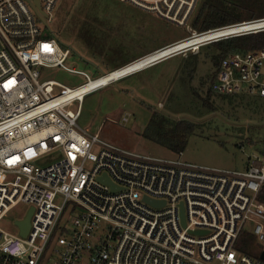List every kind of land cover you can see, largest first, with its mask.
<instances>
[{"label": "built area", "instance_id": "1", "mask_svg": "<svg viewBox=\"0 0 264 264\" xmlns=\"http://www.w3.org/2000/svg\"><path fill=\"white\" fill-rule=\"evenodd\" d=\"M118 1L189 35L92 78L67 67L72 49L49 29L58 0H39V11L35 0H0V264H264V149L248 155L245 170H225L133 152L78 123L87 95L175 55L262 32L264 18L198 32L187 23L200 0ZM200 36L209 39L159 54ZM41 68L86 81L42 80ZM211 88L264 99V48L229 54ZM29 215L23 235L19 222Z\"/></svg>", "mask_w": 264, "mask_h": 264}, {"label": "rangeland", "instance_id": "2", "mask_svg": "<svg viewBox=\"0 0 264 264\" xmlns=\"http://www.w3.org/2000/svg\"><path fill=\"white\" fill-rule=\"evenodd\" d=\"M223 1H218L223 13L208 17L211 9L202 11L205 0H200L187 24L194 25L199 16L207 26L226 19L242 22L264 16V0ZM49 29L72 49L67 67L85 71L92 78L189 35L186 27L118 0H58ZM219 54L214 43L205 45L197 54L172 57L93 92L82 103L78 123L103 141L143 155L243 171L248 155L264 149V99L247 93L223 99L216 93L210 101L214 108L204 107ZM40 73L42 80L71 88L86 81L61 68H41ZM182 120L197 127L185 136L187 143L180 156L156 134L162 127V133L173 134L176 122ZM59 156L51 153L45 162Z\"/></svg>", "mask_w": 264, "mask_h": 264}, {"label": "trees", "instance_id": "3", "mask_svg": "<svg viewBox=\"0 0 264 264\" xmlns=\"http://www.w3.org/2000/svg\"><path fill=\"white\" fill-rule=\"evenodd\" d=\"M209 1L210 0H205L202 11L205 8H210L211 10H209V13L207 15L208 17L210 16L214 17L217 14L221 15L223 13L221 9L223 5H220L221 7H219V2H218L219 0H216V2L214 1L213 4L211 5L208 4ZM224 3H225V0L223 1V4ZM250 12L254 14L253 11H250ZM261 18H264V16L252 17L251 20L261 19ZM246 21H250V20H246ZM242 22H245V21H242ZM237 23H241V21H239L238 19H226V20L216 22L213 25L207 26V24L203 25V22L201 21L200 16H199V18L196 20L193 27L199 32H205L208 30H212V29H216V28H220V27H224L228 25H233ZM214 44L218 46L220 50V54L214 59L216 62L217 71L213 75L212 82H214L217 76V72L221 66V62L229 54L236 53V52L244 53V52H249V51L264 48V31L258 32L256 34H248V35H243L239 37L225 39V40L216 42ZM215 94L216 93L211 88V91L208 92L207 98L203 100L204 107H207L209 109L214 108L213 104L210 101H211V98ZM218 95L221 96L223 99H232L236 96H240L241 94L240 95H230V96L222 95V94H218ZM197 96L199 97V94H197ZM196 127H197V124L182 120V121L176 122L174 129H173V134L168 135L169 133H166V134L162 133L165 131L164 127H162V129L159 132H157L156 135L159 136V138L163 140V142L165 143L166 147H168V149H170L171 151L175 153L180 154L183 152V150L186 147L187 141L184 139L185 136L193 134L194 131L196 130ZM179 133H181L182 135L177 136L176 134H179ZM261 199L264 200V196H262Z\"/></svg>", "mask_w": 264, "mask_h": 264}, {"label": "bare ground", "instance_id": "4", "mask_svg": "<svg viewBox=\"0 0 264 264\" xmlns=\"http://www.w3.org/2000/svg\"><path fill=\"white\" fill-rule=\"evenodd\" d=\"M242 27H243V28H242L241 30H244V29L247 28V25H244V26H242ZM229 33H232V32H230V31L226 32V34H229ZM207 39H209V37H207V36H200V37H197V38L189 39V40H186V41L181 42V43L178 44V45H175V47L172 48V49H170V48L165 49V50L161 51L159 54H162V56H165V55H167V54H169V53H172V52L176 51L177 49L184 48V47H187V46H190V45H195V44H198V43H200V42H203V41H205V40H207ZM175 56H177V55H175ZM142 65H144V62L136 63V64H133V65H130V66H128V67H126V68H124V69H122V70L117 71V72L114 74V76H121V75H123V74H126V73H128V72L134 71V70H136V69H140V68L142 67ZM109 79H110V76H109V77H104V78L101 79L99 82H106V81L109 80ZM90 87H92V85H91V86H85V87H83V88H81V89L75 91V92H74V96H79V95H81L82 93H84V92H86L87 90H89Z\"/></svg>", "mask_w": 264, "mask_h": 264}, {"label": "water", "instance_id": "5", "mask_svg": "<svg viewBox=\"0 0 264 264\" xmlns=\"http://www.w3.org/2000/svg\"><path fill=\"white\" fill-rule=\"evenodd\" d=\"M33 8H34L36 11H39V9H40V2H39V0H35V3H33ZM41 19H42V21H43L44 23H46V19H45V18H42V17H41ZM106 181H107L110 185L113 186L111 180L106 179ZM152 203L155 204V202H152ZM19 225H20V227H21V229H22V234L25 235V234L27 233L29 227H30V215H29L28 218H27L26 220H24L23 222H19ZM262 257L264 258V254H263Z\"/></svg>", "mask_w": 264, "mask_h": 264}, {"label": "crops", "instance_id": "6", "mask_svg": "<svg viewBox=\"0 0 264 264\" xmlns=\"http://www.w3.org/2000/svg\"><path fill=\"white\" fill-rule=\"evenodd\" d=\"M141 57H143V56H141ZM141 57H138V58H135L134 60H132V61H128L127 63H125L124 65H121L120 67H117L116 69H113L112 71H114V70H117V69H119V68H121V67H123V66H126L127 64H129V63H131V62H133V61H135V60H137V59H139V58H141ZM154 67V66H153ZM111 72V71H110ZM160 104V103H159Z\"/></svg>", "mask_w": 264, "mask_h": 264}, {"label": "flooded vegetation", "instance_id": "7", "mask_svg": "<svg viewBox=\"0 0 264 264\" xmlns=\"http://www.w3.org/2000/svg\"><path fill=\"white\" fill-rule=\"evenodd\" d=\"M194 13H195V12H194ZM193 15H194V14H193ZM193 15H192V16H193ZM192 16H191V17H192Z\"/></svg>", "mask_w": 264, "mask_h": 264}]
</instances>
